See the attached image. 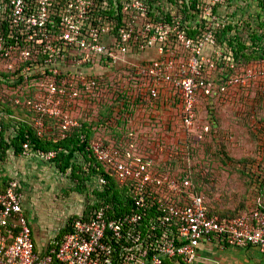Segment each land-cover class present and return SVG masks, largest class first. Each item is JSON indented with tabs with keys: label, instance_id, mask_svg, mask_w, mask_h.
<instances>
[{
	"label": "built area",
	"instance_id": "1",
	"mask_svg": "<svg viewBox=\"0 0 264 264\" xmlns=\"http://www.w3.org/2000/svg\"><path fill=\"white\" fill-rule=\"evenodd\" d=\"M187 1L112 0L111 17H101L107 0H0V80L18 83L13 101L32 109L38 135L49 116L59 120L63 137L80 125L77 104L105 75L104 63L121 62L137 69L146 103L163 87L174 91L179 119L191 128L200 97L232 99L233 90L264 87V57L239 67L216 42L224 19L215 8L224 0H192L195 8L183 12ZM187 25L199 33L190 35ZM214 71L224 75L213 81ZM90 149L126 187L130 210L113 216L106 203L88 219L73 218L59 239L38 243L20 184L10 180L0 192V264H196L200 247L212 240L264 253L263 209L220 216L190 181L154 168L135 146L124 158L101 140ZM20 155L50 162L55 151L30 150L25 141ZM95 182L102 187L106 179L97 174Z\"/></svg>",
	"mask_w": 264,
	"mask_h": 264
},
{
	"label": "rangeland",
	"instance_id": "2",
	"mask_svg": "<svg viewBox=\"0 0 264 264\" xmlns=\"http://www.w3.org/2000/svg\"><path fill=\"white\" fill-rule=\"evenodd\" d=\"M219 13L224 22L231 24L230 35H237L235 45L239 42L249 53L264 46V9L260 0H224ZM132 55L129 54V58ZM123 65L121 62L110 67L103 65L102 70L110 80L122 82L128 76ZM129 86L130 92H139L137 83ZM104 91H108L107 85ZM254 93L244 92L247 97L242 100L243 112L235 110L237 98L233 97V105H230L221 104L217 93L211 95V101L202 97L194 123L187 130L179 127L180 102L178 106L171 103L173 113L167 112V116L176 117L178 123L166 130L159 127L153 136L161 150L153 153L156 160L168 161L169 166L189 173L192 180L200 184L206 203L223 214L238 215L256 204L264 206V132L260 128L264 122V99L252 97ZM111 95L107 92L105 96L110 98ZM130 125L134 124L130 121ZM108 130L114 131L113 126ZM149 133L142 134L148 136ZM130 136L136 137L134 133ZM144 140L148 142L147 138ZM8 152L6 160L0 162V176L8 177V181L15 179L20 184L23 213L35 239L56 235L67 218L82 214L96 199L92 192L95 182H90L88 189H80L69 172L61 173L53 163Z\"/></svg>",
	"mask_w": 264,
	"mask_h": 264
},
{
	"label": "trees",
	"instance_id": "3",
	"mask_svg": "<svg viewBox=\"0 0 264 264\" xmlns=\"http://www.w3.org/2000/svg\"><path fill=\"white\" fill-rule=\"evenodd\" d=\"M97 1L102 3L104 0ZM107 3L108 5L98 10L99 16L111 17L112 0H107ZM260 4L261 8L264 9V0H260ZM187 7L195 8L194 1H187L183 5L182 11H187ZM215 12H219V7L215 8ZM220 15L223 16L222 13ZM187 27L189 28L188 32L190 35L195 36L199 33L198 30H193L189 25H187ZM231 29V24L224 22V25L217 29L215 34L216 42L219 46H224L232 51L233 59L239 67L249 65L264 57V46L249 53L243 50L244 46L242 44L239 46V42L238 45H235L236 41H238V37L235 34H233V36L230 35ZM256 39H260V37L256 36ZM104 65H108V63L105 62ZM125 71L128 72L125 81L110 80L108 75H103L102 79H98L99 82L94 86L91 93L82 95V98H80L77 104V109L74 112L80 125L69 128V130L66 131L67 134L63 137L60 134L62 130L59 120L49 116L43 117L41 133L38 135L36 131L37 127L34 125L35 114L32 109L24 103H15L13 101L15 97L20 96L16 90L18 83L9 84L0 80V162L6 160L9 150H11L13 154L19 155L22 152V143L28 141L30 150H54L55 156L50 162L53 163L61 173L69 172L70 178L75 179L76 186L80 189H88L90 182H95L97 174H101L106 179L102 187H98L95 182V186L92 188V192L96 197L94 202L88 204L82 214H73L67 218L66 223L55 235L56 239H59L64 233L70 230L69 222L73 218L88 219L95 209L104 206L106 203L111 205L108 214L113 213V216L123 214L131 208L132 201L127 193L126 187L120 185L116 181L110 165L99 160L90 149V144L93 140H101L110 148L116 149L120 158H124L125 152L131 149V145L135 146V150L137 149V153L141 155V158L150 160L154 168L164 172H170L177 178H185L191 182L192 190L203 196L200 184H196L189 173L184 174L187 173L185 170L182 172L169 166L167 164L168 161L156 160L157 158L153 156V153L161 150L155 145L156 142L153 141L156 140L153 138L154 135L150 134L153 132L145 129L151 126L155 127L159 120L157 119L154 121L155 118L149 117L152 121L149 122V126H146L144 118L147 119V115H152V106L158 110H162L164 108H161L159 105H164L165 97L171 94L173 97L171 96L169 99L171 98L172 101L173 98V101L176 103L177 94L163 87L154 101L146 103L144 97L149 92L145 88L146 86H142L141 81L137 78L139 77L137 69L131 66L127 67ZM220 75L223 76L224 73L214 71L211 74L213 81L219 79ZM132 82L137 83L139 92H130L129 85ZM106 85L108 86L107 92L112 94L110 98L105 96L107 92L104 91V86ZM250 91L255 92L252 97L258 100L259 98L264 99V87L262 86L260 88L256 85H250L245 88H239V90H233L232 97L237 98L236 105L238 106H235L237 112H243L242 100H245L247 97V94H244V92L248 93ZM29 93L30 89L29 91H23L24 96ZM220 97L221 104L233 105L230 98L223 99V97L219 95V98ZM210 98L211 96L209 95L206 100L211 101ZM169 107L170 106H167L166 108L169 109ZM94 109H96V113H94ZM170 118L171 117L168 119L169 126L175 123V120L172 121ZM131 119H134V122L139 119L137 124L138 130L142 133H147V131L150 132L148 136L142 133L137 134L136 137L130 136L129 132L132 127L130 125ZM113 121H115L114 124L112 123ZM177 123L176 119V124ZM111 126H113L114 131L108 130ZM142 127L144 128L143 131L141 130ZM179 127L181 128V124H179ZM260 128L264 132V122L261 124ZM187 129L189 128L185 130ZM132 130L133 129H131V131ZM145 138H147L148 142H145ZM142 139L144 145H141L143 144ZM8 180V177L0 176V192L4 190ZM206 204L211 212H215L220 216H237L220 213L208 203ZM256 207L264 210V206L261 204H256Z\"/></svg>",
	"mask_w": 264,
	"mask_h": 264
},
{
	"label": "crops",
	"instance_id": "4",
	"mask_svg": "<svg viewBox=\"0 0 264 264\" xmlns=\"http://www.w3.org/2000/svg\"><path fill=\"white\" fill-rule=\"evenodd\" d=\"M149 55H152L151 53ZM140 57H146L143 56V53L140 54ZM165 97V96H164ZM202 97H200L201 99ZM173 99V98H172ZM179 100L177 98V102L175 103L173 100L171 101V98L169 99V97H165V103L164 105H159L161 108H164L162 110H158L155 107L152 106V115L149 116L147 115V119H146V126H149L152 120H150V118H155L154 121H156L157 119L158 122L157 124L154 126H151L150 128L147 127L145 129L150 130L152 135H155L157 132L159 131V127L163 130V129H170L171 127L174 126V124H171L169 126L168 124V119L169 117H171L170 119L173 121L175 120L176 123V117L174 118L173 116H167V114L169 113H173L172 109L170 108L167 109V106H170L171 103H175L174 105L178 106ZM168 112V113H167ZM150 117V118H149ZM139 119L136 120V122H134V119H131V123H132V131L130 132L131 135L137 136V134L142 133L141 131L138 130L137 128V124ZM181 127H184V125H182L181 123ZM143 127H142V131H143ZM41 238V237H40ZM47 238H41L39 239L38 236L36 237V241L38 243H42L46 240ZM196 264H264V253L260 252L258 250V248L254 247V246H249V247H233V246H227L225 244L221 245L219 244L216 240H212L211 242H205L199 249V256L197 259V263Z\"/></svg>",
	"mask_w": 264,
	"mask_h": 264
}]
</instances>
